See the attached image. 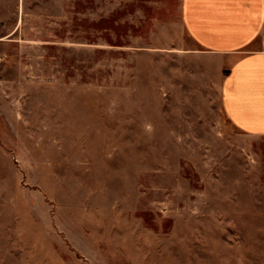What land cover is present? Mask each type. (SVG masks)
I'll return each instance as SVG.
<instances>
[{"label": "rangeland", "instance_id": "1", "mask_svg": "<svg viewBox=\"0 0 264 264\" xmlns=\"http://www.w3.org/2000/svg\"><path fill=\"white\" fill-rule=\"evenodd\" d=\"M228 65L182 0H0V264H264Z\"/></svg>", "mask_w": 264, "mask_h": 264}, {"label": "crops", "instance_id": "2", "mask_svg": "<svg viewBox=\"0 0 264 264\" xmlns=\"http://www.w3.org/2000/svg\"><path fill=\"white\" fill-rule=\"evenodd\" d=\"M182 21L202 51L229 65L221 103L240 131L264 135V0H182Z\"/></svg>", "mask_w": 264, "mask_h": 264}]
</instances>
